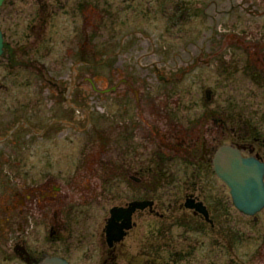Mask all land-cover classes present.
Wrapping results in <instances>:
<instances>
[{
    "label": "rangeland",
    "instance_id": "rangeland-1",
    "mask_svg": "<svg viewBox=\"0 0 264 264\" xmlns=\"http://www.w3.org/2000/svg\"><path fill=\"white\" fill-rule=\"evenodd\" d=\"M0 28L12 55L0 60V219L10 214L12 177L28 170L25 179L57 176L64 185V203L45 219L58 212L61 239L51 240L44 224L36 236L72 264H264V209L255 216L240 212L211 171L198 176L199 190H188L193 176L172 178L184 163L183 149L167 158L159 152L168 143L162 135L152 140L147 181L156 212H136L116 257L107 256L110 209L131 201L141 186L114 170L126 163L113 151L116 105L91 84H116L113 56L124 65L128 58L149 72L139 85L147 122L207 127L214 145H254L255 137L264 140V0H12L1 9ZM23 121L38 133L49 131L25 143L30 128L12 137ZM66 122H94L98 134L85 131L76 140ZM17 147L22 158L15 157ZM158 161L166 167L157 169ZM189 193L209 206L215 227L180 207ZM14 231L0 223V264H21L11 257ZM29 233L21 231L22 238Z\"/></svg>",
    "mask_w": 264,
    "mask_h": 264
},
{
    "label": "flooded vegetation",
    "instance_id": "flooded-vegetation-1",
    "mask_svg": "<svg viewBox=\"0 0 264 264\" xmlns=\"http://www.w3.org/2000/svg\"><path fill=\"white\" fill-rule=\"evenodd\" d=\"M11 2L12 0H8L4 4ZM99 3L101 2L99 1ZM3 32L5 46L0 60L3 57L9 60L12 57L11 49L9 43H7L5 40V31ZM113 59L115 67L114 77L117 78L116 84L108 88H97L93 82L91 84L93 88L98 91V94L102 96L101 99L105 98L103 96L111 95L113 104L115 103L116 105L115 115L112 116V119L114 118L115 122H111V127L113 130L112 132H114L112 135V140L113 136L115 140L113 151L117 154V157L125 158L126 163L124 162L122 167H119L120 165L114 166V170L118 169L123 171L130 177L132 181L141 186V191L138 192L139 194L137 196L131 197V201H128L125 205L120 204L115 206L124 207L135 200H154L155 206L156 201L155 199L150 198L149 185L147 181L149 180L148 176L151 170L149 159L152 140L154 138L159 140L160 135H162L163 138L168 141L167 144L165 143L163 147H161V150L159 149V152H165L167 158H171L172 155V157H174L180 149H183L184 152V156L182 158L184 163L182 165H176V169L174 170V174H172V178H175L176 175H181L184 172V177L193 176L194 178L193 180L190 179L191 181L185 182V185H188L187 189L194 191L199 190V181L197 179L198 176L207 171H211L216 175L213 159L216 150L225 143L219 141L216 145H214L211 141L210 130L207 127L205 128L206 130L201 129L196 131L195 127L185 130L177 123H173L171 126H169V123L167 122H147L148 120L145 119L146 112L144 108L146 104L144 103L145 99L142 96V91H144V88L139 85L144 83L145 77L149 72L144 71L143 67H138L137 69L134 68V65L130 64V59L128 58L126 59L127 65L123 64L124 61L122 60L121 56H113ZM136 83H138L137 87ZM55 88V90L59 88L57 84ZM59 89H61V87ZM122 104L125 105L124 111L121 109ZM150 106L154 107L152 102L150 103ZM129 107H131L132 110L129 111ZM123 115L126 116V120H120ZM57 122L65 121L58 120ZM24 123L25 127L23 126ZM33 124L34 123L24 121L18 122L12 131V137L14 138L17 132L30 128L33 133L30 132L26 135V138H22V140L26 143L28 138V140H30L32 137H39L40 135L43 137L46 132L49 131V128H45L42 132L38 133L33 127ZM213 125H215L214 122ZM64 126L67 129L73 131L72 133L75 132L74 134H77L78 137L76 140H80V136H83L85 131H92L95 129V132L98 134L94 122H90L85 127L79 122L76 124L66 122L64 123ZM225 126L226 125L224 123H221L223 133L227 132ZM66 128H63V130L59 131V133L65 132ZM106 132V130H103V133ZM12 137H10L9 140H13ZM116 139L119 140V145ZM260 140L261 139L258 137H255L254 145L252 143L244 144V142L241 144L238 142L230 144L239 147L244 155H253L264 161V152L262 153L258 151V143ZM20 143L21 139L17 145H20ZM17 148L18 151H20V147ZM78 153L80 157H84L86 152L85 150H81ZM20 154L21 151L15 154V157L22 158ZM17 164H20V159L18 160ZM160 165L166 167L165 163H162L161 161H158L155 164L157 169L160 168ZM26 174H29L28 170L24 171L23 173H16V175L12 177L11 180L14 188V197L13 203L11 206H8L10 214L0 219V223L3 225L15 229L12 236L13 239L16 240L15 244L12 245L13 255L11 257L15 258L21 264H40L46 258L53 256L67 259L56 251H50L48 248L40 246L46 244L45 237L40 238L36 236L38 233V226L44 224L45 228H50L49 232L52 237L51 240L56 241L57 239H61V237L58 235L59 228L61 226L60 222H58V212L55 211L54 213L55 219H49L48 221H45V219L47 214H51L52 208L56 210L64 203L62 202L64 199L62 194L63 191L65 192L64 185L59 181L57 176L45 178L44 180H41V182H37L36 179L33 178L25 179ZM172 181L176 183L178 182V178L175 180L166 181L165 184H171ZM190 197H193L196 201H202L207 206L210 220L206 219L202 214L196 213L192 210L193 214L199 215L205 220L206 223H209L211 227H215V218L212 216L213 213L209 206L199 197H196L194 193L187 194L186 200ZM176 203L177 199L175 200V204ZM184 203L180 204L181 208L185 207ZM171 204H173V202H171ZM147 210L151 212L149 208L143 210V212ZM21 231L25 233H29V231H31L29 234L33 238L29 234L27 239L22 238ZM7 239L9 241L11 240L9 236H7ZM38 239L43 240L39 245H37ZM117 244L118 243H116L113 247L108 246L109 251L107 256L109 255L110 259H114L116 257ZM6 257L9 256L7 255ZM107 262L108 259H105L104 264H108Z\"/></svg>",
    "mask_w": 264,
    "mask_h": 264
},
{
    "label": "water",
    "instance_id": "water-1",
    "mask_svg": "<svg viewBox=\"0 0 264 264\" xmlns=\"http://www.w3.org/2000/svg\"><path fill=\"white\" fill-rule=\"evenodd\" d=\"M5 0H0V8ZM3 34L0 30V55L3 52ZM211 90L206 91L210 99ZM216 175L228 186L233 205L243 214L255 216L264 209V161L253 156H245L239 147L232 145L220 146L213 159ZM184 205L196 213H202L210 220L207 206L193 197ZM153 200H135L126 207L115 206L110 210L106 224V241L109 247L122 241L135 223L133 215L137 210L150 208L153 210ZM41 264H70L67 260L51 257Z\"/></svg>",
    "mask_w": 264,
    "mask_h": 264
},
{
    "label": "trees",
    "instance_id": "trees-1",
    "mask_svg": "<svg viewBox=\"0 0 264 264\" xmlns=\"http://www.w3.org/2000/svg\"><path fill=\"white\" fill-rule=\"evenodd\" d=\"M263 144H264V140L263 141H260L259 143H258V151L259 152H263L264 151V148L262 149V147H263ZM261 145H262V147H261ZM224 210H225V206H224V209L222 210V214L224 213Z\"/></svg>",
    "mask_w": 264,
    "mask_h": 264
}]
</instances>
